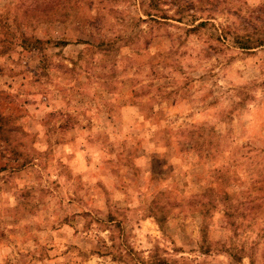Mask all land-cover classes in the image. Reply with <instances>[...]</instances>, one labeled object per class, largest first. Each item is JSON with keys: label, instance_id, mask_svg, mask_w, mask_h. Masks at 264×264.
Wrapping results in <instances>:
<instances>
[{"label": "rangeland", "instance_id": "obj_1", "mask_svg": "<svg viewBox=\"0 0 264 264\" xmlns=\"http://www.w3.org/2000/svg\"><path fill=\"white\" fill-rule=\"evenodd\" d=\"M0 264H264V0H0Z\"/></svg>", "mask_w": 264, "mask_h": 264}, {"label": "trees", "instance_id": "obj_2", "mask_svg": "<svg viewBox=\"0 0 264 264\" xmlns=\"http://www.w3.org/2000/svg\"><path fill=\"white\" fill-rule=\"evenodd\" d=\"M161 19H168V18H166V17H160ZM177 20H176V22H180V17H177L176 18ZM208 19H210V18H207L206 20H204V21H201V22H198L196 25H194V26H192L191 28H190V30L191 31H195V30H197L198 28H200V27H202V26H206V25H208L209 26V24L211 23V22H209V21H211V20H208ZM211 26L213 25L212 23L210 24ZM261 41H263V40H257V43L259 44V43H262ZM237 43H238V45L240 46L239 48H241V49H249V47H247L246 46V44H244V42L242 41H240V40H238L237 41ZM259 45H261V44H259Z\"/></svg>", "mask_w": 264, "mask_h": 264}]
</instances>
